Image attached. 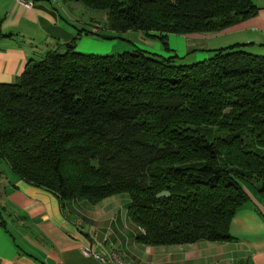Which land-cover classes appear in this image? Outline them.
Returning a JSON list of instances; mask_svg holds the SVG:
<instances>
[{
  "label": "trees",
  "instance_id": "obj_1",
  "mask_svg": "<svg viewBox=\"0 0 264 264\" xmlns=\"http://www.w3.org/2000/svg\"><path fill=\"white\" fill-rule=\"evenodd\" d=\"M78 1L111 31L161 41L259 11L254 0ZM0 161L63 202L129 194L143 243L230 240L245 182L264 194V54L235 44L184 63L139 46L82 52L74 39L0 83Z\"/></svg>",
  "mask_w": 264,
  "mask_h": 264
},
{
  "label": "crops",
  "instance_id": "obj_2",
  "mask_svg": "<svg viewBox=\"0 0 264 264\" xmlns=\"http://www.w3.org/2000/svg\"><path fill=\"white\" fill-rule=\"evenodd\" d=\"M22 1L0 0V83L15 82L29 61L62 44L77 39V48L83 47V33H78L86 22L77 15L80 1L31 0V6ZM254 2L259 7L256 15L218 32L170 34L166 50L180 62L191 63L235 44L264 54V0ZM89 24L91 29L92 20ZM139 38L153 39L145 34ZM158 42L163 41L156 39L155 51L162 48ZM250 183L245 182L250 198L230 223L232 239L150 245L137 238L143 231L130 218L129 194L97 203L63 202L0 161V264H111L86 254V247L100 254L118 251L131 264H264V194Z\"/></svg>",
  "mask_w": 264,
  "mask_h": 264
},
{
  "label": "rangeland",
  "instance_id": "obj_3",
  "mask_svg": "<svg viewBox=\"0 0 264 264\" xmlns=\"http://www.w3.org/2000/svg\"><path fill=\"white\" fill-rule=\"evenodd\" d=\"M79 7L80 9L78 10L77 15L79 16V18L83 19L84 22H86L84 25L81 24L79 25L81 28L86 27L87 29L90 30L91 25L89 23H91V20H92V24H94V26L91 27V30L93 27H99V28L103 27V31L100 36H97L96 34H88L86 33L85 30L83 31V37L79 41V44L81 46L83 45V47L81 48L78 47L80 51L87 53H96V54H118L125 51H131L135 49L136 46H139L141 48L149 49L164 56L171 55L170 53H168L169 51L166 50L167 48L166 46H168L167 49H169V45L166 44L168 40L163 41L162 43L158 42L162 48L160 47L161 48L160 51H155L156 39H147V40H143L140 38L138 39L139 35L144 34V32L136 31V30H130L127 32L111 31L105 28L104 26V22L106 21V13L104 11L90 9L82 3L79 4ZM105 34L108 36L107 38L102 37ZM95 49H99L100 51H92ZM184 63H191V62H188L187 59ZM250 184L251 187L256 188L261 185V182L253 181Z\"/></svg>",
  "mask_w": 264,
  "mask_h": 264
},
{
  "label": "built area",
  "instance_id": "obj_4",
  "mask_svg": "<svg viewBox=\"0 0 264 264\" xmlns=\"http://www.w3.org/2000/svg\"><path fill=\"white\" fill-rule=\"evenodd\" d=\"M22 2L26 6H31L33 4V1L31 0H23ZM92 31L94 33H101L103 29L99 27H93ZM142 231L144 232V229H142ZM84 252L88 255H93L102 262H111V264H131L118 251L115 250L110 251L107 254H100L96 250L91 249L90 247H86Z\"/></svg>",
  "mask_w": 264,
  "mask_h": 264
},
{
  "label": "water",
  "instance_id": "obj_5",
  "mask_svg": "<svg viewBox=\"0 0 264 264\" xmlns=\"http://www.w3.org/2000/svg\"><path fill=\"white\" fill-rule=\"evenodd\" d=\"M169 195H170L169 191H162V192H160V193L157 195V197H158V198H162V197H166V196H169Z\"/></svg>",
  "mask_w": 264,
  "mask_h": 264
}]
</instances>
